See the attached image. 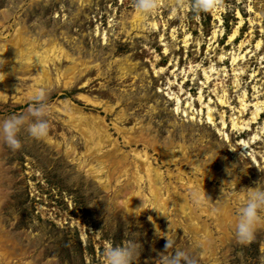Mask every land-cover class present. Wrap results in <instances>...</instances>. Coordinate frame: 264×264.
Segmentation results:
<instances>
[{"label": "rangeland", "instance_id": "obj_1", "mask_svg": "<svg viewBox=\"0 0 264 264\" xmlns=\"http://www.w3.org/2000/svg\"><path fill=\"white\" fill-rule=\"evenodd\" d=\"M0 50V119H31L41 88L48 121L42 139L22 127L15 150L0 141V264H105V246L129 242L132 264H155L164 235L195 264H264V211L251 241L234 236L245 187L264 185V0L209 12L157 0L149 13L133 0H0Z\"/></svg>", "mask_w": 264, "mask_h": 264}, {"label": "clouds", "instance_id": "obj_2", "mask_svg": "<svg viewBox=\"0 0 264 264\" xmlns=\"http://www.w3.org/2000/svg\"><path fill=\"white\" fill-rule=\"evenodd\" d=\"M133 6L143 13H149L157 6V0H133ZM216 7L217 0H192V8L194 11L209 12ZM27 100L29 101L27 116L31 117V119H27L23 113H14L0 119V141L13 150L20 145L17 133L22 127L30 137L35 139L46 137L48 132V121L42 118L47 111V105L44 102V90L41 88L33 89L28 95ZM232 167L226 168L225 170L229 173ZM245 188L246 195L243 203L236 209V220L234 223V236L239 243L251 241L255 226L260 220V212L264 211V185L258 180L254 187ZM224 195L226 193L222 185L221 197ZM190 196L194 205H198L202 201V196L197 191H193ZM155 233L161 236L158 232V226H155ZM164 236L166 237L163 250L165 254L161 255L160 252L158 258L155 260V264L157 260L159 264H195V261L182 249L175 248L173 251L168 252L173 242L167 235ZM137 251V246L129 242L107 245L104 247L102 254L105 258V264H132L135 261L134 256Z\"/></svg>", "mask_w": 264, "mask_h": 264}, {"label": "bare ground", "instance_id": "obj_3", "mask_svg": "<svg viewBox=\"0 0 264 264\" xmlns=\"http://www.w3.org/2000/svg\"><path fill=\"white\" fill-rule=\"evenodd\" d=\"M240 15V14H239ZM239 23H241V20H240V22ZM237 32V28L230 34V37H229V39H232L234 36H235V33ZM7 43L9 44V45H11L12 46V41L10 42L9 40L7 41ZM3 44L4 45H6V41H4L3 42ZM260 46V41H257V43H256V47H259ZM2 56H4V52H3V50H0V59L2 58ZM236 56H234L233 57V61H235L236 60ZM12 59L14 60V59H16L14 56L12 57ZM11 68L12 69H15L16 67H13V66H11ZM8 71V67L7 66H4L2 69H1V72H0V86L1 87H10V85H11V83L9 82V79H6L5 77H4V75H5V73ZM16 73V72H15ZM14 73V71H13V74H15ZM40 78H38V80H39ZM33 89H35V88H33ZM2 92L0 91V94H1ZM30 94V93H29ZM208 118L209 119H211V115L208 113ZM96 130H98L99 132H101L99 129H97L96 128ZM122 130V129H121ZM93 131V129L91 128L90 129V131H89V127L88 126H85L84 128H83V132L85 133V138H88V137H92V135H93V133H94V131ZM90 132V133H89ZM88 133V134H87ZM101 134V133H100ZM101 136V135H100ZM131 137L132 136H129V139H128V141L130 142L131 141ZM140 139V138H139ZM142 140L144 141V143H146L147 145H149V146H154L155 144H156V142L155 141H153V140H151V139H148L147 137H142ZM101 142V140L99 139L98 140V143H100ZM136 156H138V157H142L147 163L148 162H150L149 161V159H148V155H147V153L144 151L143 153H141L140 151H135V153H134ZM109 158V156H107L106 158H105V160H107ZM145 172H146V174L147 175H149V177H150V175H151V172H152V166H151V163H149L147 166H146V169H145ZM137 175H138V173H137ZM141 178H142V174H139V176H138V179L139 180H141ZM199 185H204V184H202V183H199ZM155 194L157 195V193H156V191H155ZM136 197H137V199H139L140 198V193H138L137 195H136ZM196 216H198V214H196ZM229 219H231V214L229 213V207H225V206H223V221H224V223L225 222H227Z\"/></svg>", "mask_w": 264, "mask_h": 264}]
</instances>
